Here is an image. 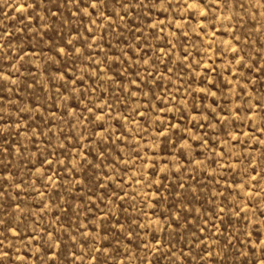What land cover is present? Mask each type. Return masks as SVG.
<instances>
[{
    "label": "rangeland",
    "instance_id": "1",
    "mask_svg": "<svg viewBox=\"0 0 264 264\" xmlns=\"http://www.w3.org/2000/svg\"><path fill=\"white\" fill-rule=\"evenodd\" d=\"M0 193V264H264V0H0Z\"/></svg>",
    "mask_w": 264,
    "mask_h": 264
},
{
    "label": "snow or ice",
    "instance_id": "2",
    "mask_svg": "<svg viewBox=\"0 0 264 264\" xmlns=\"http://www.w3.org/2000/svg\"><path fill=\"white\" fill-rule=\"evenodd\" d=\"M0 195H3V193H0ZM0 223H2V222H0ZM0 235H2V233H0ZM2 244H3V241L0 240V246H2ZM3 255H7V253H4ZM2 260H3V256H0V261H2Z\"/></svg>",
    "mask_w": 264,
    "mask_h": 264
}]
</instances>
